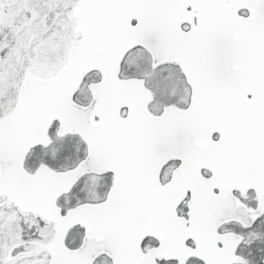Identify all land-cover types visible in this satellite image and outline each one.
Instances as JSON below:
<instances>
[{
  "label": "snow or ice",
  "instance_id": "6c2138e0",
  "mask_svg": "<svg viewBox=\"0 0 264 264\" xmlns=\"http://www.w3.org/2000/svg\"><path fill=\"white\" fill-rule=\"evenodd\" d=\"M0 264H264V0H0Z\"/></svg>",
  "mask_w": 264,
  "mask_h": 264
}]
</instances>
